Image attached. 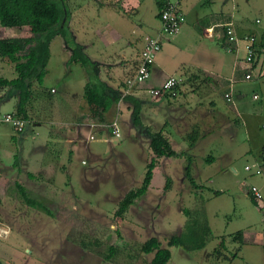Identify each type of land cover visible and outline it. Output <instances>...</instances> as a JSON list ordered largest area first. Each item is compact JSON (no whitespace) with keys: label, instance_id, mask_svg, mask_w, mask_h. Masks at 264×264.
<instances>
[{"label":"rangeland","instance_id":"rangeland-1","mask_svg":"<svg viewBox=\"0 0 264 264\" xmlns=\"http://www.w3.org/2000/svg\"><path fill=\"white\" fill-rule=\"evenodd\" d=\"M84 1L90 0L62 2L69 11L71 6ZM202 6L205 14L186 16L179 34L169 37L179 47L178 63L185 69L194 60L205 62V57L243 60L242 40L239 52L229 54L223 47L220 28L213 27L211 36L205 33V28L216 19L232 15L231 20L243 26L240 30L261 32L264 0L218 4L209 0L202 1ZM155 11L154 3L147 0L139 15H128L129 22L147 31ZM76 13L78 18L80 14ZM113 16L114 20L120 17ZM27 29L17 28L15 34L30 36ZM130 31L129 36L108 47L127 45ZM61 40L59 36L52 40L47 74L41 84L51 93L50 99L34 84L29 122H25L22 131L0 123V264H146L152 254L141 252V245L151 237L158 239L161 248L169 249L171 257L167 264H229L205 253L216 246L219 236L227 253L232 255L236 246L232 236L247 221L240 218L250 207L241 184L250 183L244 166L256 162L254 158L259 159L264 140V78L254 76L232 86L233 103L237 91L246 92L244 106L249 108H246L248 117L232 119L223 87L219 86L217 93L211 92L207 97L205 91L213 82L201 76L196 81L187 78L175 101L156 108V114L141 111L142 124L152 131H165L179 159H156L146 193L117 216L120 202L129 191L140 187L146 165L155 157L149 139L132 127L130 113L127 117L125 108L117 102L110 104L108 118H112L109 123L117 120L120 137L98 133L94 141H87L89 133L84 123L93 118L89 107L83 106L78 114L72 104L67 106L76 94L82 93L91 68L67 64L70 50L63 48ZM6 91L7 88L2 89L0 99ZM255 92L259 100L252 99ZM209 101L215 105L212 107ZM12 108L9 105L1 108L0 117ZM221 112L230 114L232 133ZM77 124H81L79 130ZM17 133L25 136L21 138ZM47 135L60 141L72 138L74 143L67 147L62 142L55 154L45 155L41 165L32 152L31 147L36 145L32 136L38 142ZM202 140H207L208 146L204 147ZM209 154L221 157L212 165L206 160ZM187 166L189 175L185 172ZM15 183L24 188L29 200L40 203L47 211L29 205ZM211 190L223 193L212 198ZM202 204L211 231L206 247L189 252L178 246L169 247L170 236L182 232L187 221L183 211L200 209ZM255 223L260 228L257 219ZM248 250L255 260L252 264H260L257 247L249 245Z\"/></svg>","mask_w":264,"mask_h":264},{"label":"crops","instance_id":"crops-1","mask_svg":"<svg viewBox=\"0 0 264 264\" xmlns=\"http://www.w3.org/2000/svg\"><path fill=\"white\" fill-rule=\"evenodd\" d=\"M202 1L208 2L209 0H167L170 4H173L177 7L180 13H182L184 17V22L186 16L193 14L195 15H203L205 14L203 11ZM223 1H230L233 3L235 0H213L214 3H222ZM145 2L147 0H90L81 5L77 3L75 6H71L69 10V23L68 27L71 31L75 41L83 47V52L89 58L91 62L96 64V75L98 80L104 82L111 88L118 89L122 92L123 95H131L133 97L138 98L142 101V109L141 111H146V113L153 112L156 114L155 109L158 107L163 108L171 100L175 101V99L180 95L182 91V84L185 80L196 81L199 79V76L203 77L207 81H212L213 85H210V89L208 87L207 91H205L206 96L208 97L211 92L217 93L219 91V86H222L224 89L223 94L225 95L229 92V81L233 78L241 79L243 74L242 61L236 58L225 59L214 58L208 59L205 57V62H199L198 60H194L191 62L190 66L183 69L184 67L178 63L176 60V54L179 51V47L173 42L172 36H176L179 34L183 24L178 33L172 36H162L159 33V20H158V10L156 6V0H148V2H153L154 7L156 9L154 16V21L148 25L147 31H142L137 25L130 24L128 15H139L141 9L143 8ZM79 12V17L77 18V13ZM76 15V16H75ZM120 16L114 20V16ZM77 18V19H76ZM80 18V19H79ZM232 15L225 17L223 16V20L216 19L212 21L213 23L205 28V33L211 36L213 27L218 29L220 28L221 34L222 29L220 27L221 24L232 21ZM141 21V20H140ZM233 22V21H232ZM234 23V22H233ZM256 23V20H255ZM258 24V23H256ZM140 25V24H139ZM80 26V27H79ZM236 32L238 36H243L248 33H254L264 41V30L261 32H253L249 30H240L243 26H238L234 23ZM79 27V28H78ZM130 31V39L127 45L118 46L117 48H109L108 46H114L117 42L121 41L125 37L129 36L128 30ZM28 30V29H27ZM244 30V31H243ZM17 28L11 27H2L0 26V38H16V37H29V33L26 35H16L15 32ZM146 36L158 37L161 42V49L157 53L155 58V63L151 67L150 78L143 84L141 87H132L127 88L126 80L130 79L134 74L136 67L138 65L139 53L143 46V39ZM222 39H223V35ZM52 43V41H51ZM50 43V49H51ZM224 43V39H223ZM60 44L65 49V45L63 40H61ZM224 47V45H223ZM109 48V49H108ZM226 50V48L224 47ZM229 54H235L233 52H228ZM9 74V76H6ZM184 75V76H183ZM215 76V78L213 77ZM175 77L179 80L178 86L176 88V93L174 98L172 99H156L153 97H148L147 88L157 87L166 81L169 77ZM16 77V72L14 71V63L10 62L7 58H0V78L3 79H13ZM264 78V77H263ZM88 78L86 79L85 84L87 83ZM84 84V85H85ZM192 85V84H190ZM84 87V86H83ZM55 92V89L52 88ZM2 90H0L1 93ZM258 94L255 92L252 94L253 96ZM1 96V95H0ZM246 92L237 91L236 92V101L231 100L228 102L229 111L232 113V119L234 118H242L250 116L247 114L248 106H244V101ZM258 96V100H259ZM253 99V100H257ZM16 103L15 97H5L0 99V109L6 106L13 107L11 112H14ZM117 103L122 105L125 108V112L127 113V117H129L130 106L128 103L118 100ZM73 105V110L80 114L83 111V106L89 107L86 101L83 98V91L81 94H76L70 101L67 107ZM112 104V103H110ZM110 104L107 107L106 112L103 113L102 118H91L89 117L88 122L84 123L85 126L88 127V135L92 134L91 130L95 132L102 133L103 135L107 133V131H103L104 127H107L110 118ZM209 104L213 107L215 105L214 101H209ZM247 108V109H246ZM9 113V112H7ZM223 113V114H222ZM221 116H224V121L226 123V127L230 128L229 132L232 133V124L230 114L226 112H221ZM227 115V116H226ZM109 117V118H108ZM142 120V119H141ZM236 120V119H235ZM117 121V120H116ZM166 126L169 125L165 121L163 122ZM32 126H39L37 124H32ZM81 124L76 125V129H80ZM52 130V129H51ZM17 131V130H16ZM228 132V133H229ZM165 131L163 132V134ZM20 135L21 133H17ZM49 134V133H48ZM14 136L13 134H11ZM37 135V134H35ZM108 135V134H107ZM233 135V134H231ZM25 134L20 137L22 138ZM166 136V135H165ZM168 138V136H166ZM87 141L88 136L86 137ZM208 139V138H207ZM169 140V138H168ZM13 137H11V142L13 143ZM32 141H34L32 152L36 154V159L41 160V165L44 164L43 158L46 154H55L56 148L60 147L59 144L65 143V146L69 147L71 142L74 143V139L68 138L64 141L52 139L50 135H47L46 138L40 137L38 142L35 141L34 136H32ZM207 140H202L201 142L204 147L208 146ZM263 144L260 146L259 151V159L255 158L254 163H259L264 169V140ZM10 142V145L12 144ZM169 143L172 147L171 139ZM192 147V146H191ZM173 149V148H172ZM52 150V151H51ZM193 151V148L191 149ZM175 151V150H174ZM177 153V151H175ZM31 155V154H30ZM174 157L175 159L178 158ZM192 156V154H191ZM221 156H214L212 154L207 155V161L212 163V165L216 164ZM191 158L188 156V159ZM1 161V160H0ZM1 163V162H0ZM249 163V161L247 162ZM248 165V164H245ZM188 167V166H187ZM186 167V168H187ZM45 168V167H44ZM250 183L242 182V188L244 193L247 195L250 200V207L246 210L245 213L240 214V218H246L247 221L243 223V225L239 228L238 231L235 232L234 236H232L233 242H235V252L232 255L227 253L224 240H220V237L217 238V244L212 248L213 250L220 246V254L216 258L217 260L222 259L228 261L229 264H252L255 260L251 259V254L249 253L248 246L253 245L257 247L258 253L261 256L260 264H264V225L261 222H264V207L260 208L258 203H256L249 194L246 193V189L249 186H256L259 188L262 194V203L264 205V179L259 176H254L248 174ZM214 192H218L222 194L223 192L218 190H211V197H215ZM257 210V212H256ZM257 217V218H255ZM255 219H257V223H259L260 228L256 227ZM208 222V221H207ZM209 226V225H208ZM207 245V243H206ZM205 245V247H206ZM204 247V248H205ZM203 248V249H204ZM210 251V252H211ZM210 252L205 253L211 254ZM228 254V255H227ZM262 260V263H261Z\"/></svg>","mask_w":264,"mask_h":264},{"label":"trees","instance_id":"trees-1","mask_svg":"<svg viewBox=\"0 0 264 264\" xmlns=\"http://www.w3.org/2000/svg\"><path fill=\"white\" fill-rule=\"evenodd\" d=\"M62 1L0 0V26L27 27L30 31L29 37L0 38V58H7L14 63V71L16 72V77L13 79L0 78V90L7 88L6 96L16 98L14 112L9 113H14L22 120L29 122L28 107L34 98V84L45 91L44 97L46 99H50L51 93L49 90L42 88L41 84L47 74L46 67L50 59V43L55 37L59 36L66 48L70 50L67 64L77 63L86 69L91 68L88 81L83 87V98L94 118H102L110 103L120 100L129 104L131 125L137 132L144 134L149 139V148L155 158H152L146 165L140 187L129 191L120 202L116 215L121 216L135 199L146 193L152 179L153 170L157 164L156 159L176 157L177 153L172 149L162 129L152 131L148 126L142 124L141 100L131 95H123L118 89L111 88L98 80L96 64L91 62L85 55L83 47L75 41L69 30V11L66 10ZM168 4L167 0H156L158 18L160 12ZM51 92L53 93L54 90L52 89ZM161 98L172 99L174 96L170 93L168 95L164 94ZM185 172L189 175L188 167ZM15 185L21 197L29 205L47 211L40 203L29 200L21 185L17 183ZM214 194L218 195L219 193L214 192ZM183 212L187 217L184 228L179 234L170 236L167 245L169 247L178 246L186 252L203 249L211 235L203 204L200 209H185ZM220 248V246L216 247L210 255L217 258L220 254ZM141 252L152 254L151 260L146 264H167L171 257L169 249L161 248L156 237L146 240L141 245Z\"/></svg>","mask_w":264,"mask_h":264},{"label":"built area","instance_id":"built-area-1","mask_svg":"<svg viewBox=\"0 0 264 264\" xmlns=\"http://www.w3.org/2000/svg\"><path fill=\"white\" fill-rule=\"evenodd\" d=\"M159 33L162 36H172L179 32L181 25L184 22L182 13L179 12L177 7L173 4H168L159 14ZM256 23H259L256 20ZM222 29V35L224 38V46L228 52L238 53L240 50L239 42L243 41L244 58L242 61L243 74L241 79H231L229 81V92L224 95L227 102H230L233 84L237 81H248L254 76L257 78L264 77V41L254 33H248L243 36H238L234 23L232 21L225 22L220 25ZM161 49L160 39L156 36H146L143 39V46L139 53V60L136 70L132 77L126 80L127 88L142 87L143 84L150 78L151 67L155 63L157 53ZM179 80L175 77H169L166 81L157 87L147 88V93L152 95L153 98H161L164 94L176 93V87L178 86ZM258 96L254 95L253 99H257ZM24 120L16 116L14 113H7L0 117V123L7 124L13 127L17 131H22ZM108 135L110 134L113 138L120 137L119 128L116 120L109 123L107 127ZM96 133L89 135L88 140L94 141ZM244 171L250 175L259 176L264 179V169L259 163H253L251 165H245ZM246 193L258 203L260 208H263L262 194L258 187L249 186L246 189Z\"/></svg>","mask_w":264,"mask_h":264}]
</instances>
